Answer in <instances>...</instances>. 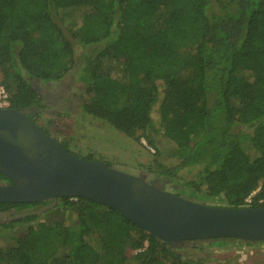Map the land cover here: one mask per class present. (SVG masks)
Returning <instances> with one entry per match:
<instances>
[{
    "label": "trees",
    "instance_id": "obj_1",
    "mask_svg": "<svg viewBox=\"0 0 264 264\" xmlns=\"http://www.w3.org/2000/svg\"><path fill=\"white\" fill-rule=\"evenodd\" d=\"M89 19L96 23L84 25ZM73 41L92 48L77 63L87 87L79 111L135 143L142 138L154 150L148 173L176 184L180 170L195 169L183 183L185 196L264 207V0H0V84L8 107L36 108L29 114L36 123L46 106L31 81H57L74 67ZM160 138L171 144L174 163L159 160ZM0 182L14 183L1 173ZM0 213L9 215L1 236L24 228L0 247V264H204L88 198L0 202ZM194 242L254 243H181Z\"/></svg>",
    "mask_w": 264,
    "mask_h": 264
},
{
    "label": "water",
    "instance_id": "obj_2",
    "mask_svg": "<svg viewBox=\"0 0 264 264\" xmlns=\"http://www.w3.org/2000/svg\"><path fill=\"white\" fill-rule=\"evenodd\" d=\"M0 108V202L84 197L111 206L130 222L172 243L231 237L264 242V207L209 205L167 191L162 182L85 160L63 148L29 117Z\"/></svg>",
    "mask_w": 264,
    "mask_h": 264
},
{
    "label": "rangeland",
    "instance_id": "obj_3",
    "mask_svg": "<svg viewBox=\"0 0 264 264\" xmlns=\"http://www.w3.org/2000/svg\"><path fill=\"white\" fill-rule=\"evenodd\" d=\"M186 0H171L172 4ZM94 19L86 20L84 25L95 24ZM193 41L184 44L182 50H189ZM73 47L77 54L76 65L57 81L43 82L32 80L31 83L39 90L43 97L45 108L34 115L36 123L47 129L51 137L67 143L68 148L80 156L91 155L95 159L107 162L111 167L123 172L141 176L146 181H156L147 169L152 162L154 150L146 145L141 138V144L135 143L133 139L116 131L106 122L83 114L79 111L80 102L87 98V87L79 82L77 63H79L81 53L92 51L91 46L83 48L73 41ZM1 79V72H0ZM37 113V109H31L29 114ZM238 130H246L245 126H237ZM161 144V155L159 160L165 164L175 162L171 157V144L164 139H159ZM195 169L180 170L178 178L174 182H162L161 185L167 191L179 193L187 197L183 183L194 177ZM3 183V182H0ZM203 194H199V198ZM209 205H220L216 200L201 201L197 197H189ZM251 199V196H250ZM52 218L63 219L61 214H50ZM8 213H0V222L7 221ZM24 228L15 225L10 234L0 235V247L3 249L12 245L10 239L13 235H18ZM52 236L49 242L58 243L57 238ZM178 252L182 255L200 257L204 264H264V242L238 244L228 243L223 245H201L199 242L178 243ZM132 253L131 251L127 252Z\"/></svg>",
    "mask_w": 264,
    "mask_h": 264
},
{
    "label": "built area",
    "instance_id": "obj_4",
    "mask_svg": "<svg viewBox=\"0 0 264 264\" xmlns=\"http://www.w3.org/2000/svg\"><path fill=\"white\" fill-rule=\"evenodd\" d=\"M8 95L6 91L4 90L3 86L0 84V108H6L8 107ZM246 203H250L251 199L250 197H247L245 199Z\"/></svg>",
    "mask_w": 264,
    "mask_h": 264
}]
</instances>
